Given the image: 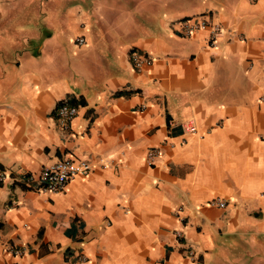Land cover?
I'll list each match as a JSON object with an SVG mask.
<instances>
[{"label":"crops","instance_id":"obj_1","mask_svg":"<svg viewBox=\"0 0 264 264\" xmlns=\"http://www.w3.org/2000/svg\"><path fill=\"white\" fill-rule=\"evenodd\" d=\"M201 13L220 26L213 44L177 31ZM132 51L151 66L136 72ZM262 97L264 0H0V264L264 251ZM70 100L82 103L64 131L55 113ZM63 160L92 170L58 193L24 183Z\"/></svg>","mask_w":264,"mask_h":264},{"label":"built area","instance_id":"obj_2","mask_svg":"<svg viewBox=\"0 0 264 264\" xmlns=\"http://www.w3.org/2000/svg\"><path fill=\"white\" fill-rule=\"evenodd\" d=\"M177 31L183 38H191L196 33L206 30L208 33V38L213 44L220 34V26L218 24L212 23L207 16H194L182 21L175 23ZM76 45L82 47L85 45V40L83 38H77ZM130 61L136 70L140 73L145 68L151 66L152 60L148 58L144 53L140 51H132L129 54ZM264 103V97L261 98ZM78 114V107L69 105L67 103H61L55 113L57 121L60 127L67 131L70 129V124ZM184 133L195 134L196 126L193 120H188L182 124ZM159 151L157 149H152L148 151L145 155V159L148 165H152L159 156ZM92 168L88 162H74L71 160H63L57 163L44 166L41 168L38 174L27 175L24 179V183L27 185L38 184V192L40 193H58L61 192L66 185L74 179L76 176H86L91 172ZM3 177L0 176V181ZM218 206L223 208L225 206L224 202L218 201ZM177 237H180L177 233ZM8 252L13 256L23 255L22 250L9 248ZM190 256L194 253L190 252ZM79 260L83 261V257H79Z\"/></svg>","mask_w":264,"mask_h":264},{"label":"rangeland","instance_id":"obj_3","mask_svg":"<svg viewBox=\"0 0 264 264\" xmlns=\"http://www.w3.org/2000/svg\"><path fill=\"white\" fill-rule=\"evenodd\" d=\"M73 50V47L71 48V50H69L70 56L73 54ZM240 264H264V251L252 253L249 260L245 259Z\"/></svg>","mask_w":264,"mask_h":264},{"label":"trees","instance_id":"obj_4","mask_svg":"<svg viewBox=\"0 0 264 264\" xmlns=\"http://www.w3.org/2000/svg\"><path fill=\"white\" fill-rule=\"evenodd\" d=\"M201 16L202 15V13L201 14H198V15H194V16ZM194 16H192V17H194ZM180 21H182V20H180ZM128 92H118L116 95H124V94H127ZM64 103H67V104H69V105H73V106H77V105H81V103L82 102H78V101H74V100H70V101H68V102H64Z\"/></svg>","mask_w":264,"mask_h":264}]
</instances>
